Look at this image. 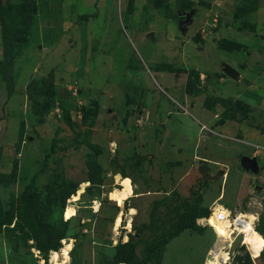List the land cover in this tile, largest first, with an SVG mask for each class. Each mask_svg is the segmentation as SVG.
<instances>
[{"label":"rangeland","instance_id":"obj_1","mask_svg":"<svg viewBox=\"0 0 264 264\" xmlns=\"http://www.w3.org/2000/svg\"><path fill=\"white\" fill-rule=\"evenodd\" d=\"M219 207L264 264V0H0V264H217Z\"/></svg>","mask_w":264,"mask_h":264},{"label":"bare ground","instance_id":"obj_2","mask_svg":"<svg viewBox=\"0 0 264 264\" xmlns=\"http://www.w3.org/2000/svg\"><path fill=\"white\" fill-rule=\"evenodd\" d=\"M96 208L99 209L98 204L96 205ZM240 214L245 215L244 218H248V222L243 227L241 234L243 237V241L246 242L247 250L251 252L252 249H257L260 247L259 246L261 244V241L259 238L260 235L259 236L255 235L254 234L255 230L251 226V223L255 219L253 214H250V213H240ZM119 216L122 217V214H120ZM207 225L209 226L210 223ZM215 226L220 230V233L218 234L216 241L213 243V247L210 249V253L214 255V257L217 258V264H227L225 249H226V244L228 243V240H227L228 234L222 229L220 225L215 224ZM117 230L118 228L115 229L114 234ZM71 249H72V242L65 241L63 246L60 248L61 260L58 264H68L69 263V257L67 256V253Z\"/></svg>","mask_w":264,"mask_h":264},{"label":"built area","instance_id":"obj_3","mask_svg":"<svg viewBox=\"0 0 264 264\" xmlns=\"http://www.w3.org/2000/svg\"><path fill=\"white\" fill-rule=\"evenodd\" d=\"M244 216L245 215L240 213H234L228 209L219 207L217 209H211L209 215L204 218V220L208 221L210 219L214 224L220 225L222 227V229L228 234L227 245L230 247L238 237L241 238L240 245H242L243 237L241 231L248 222V218H244ZM255 220L256 218L251 223V226L254 230Z\"/></svg>","mask_w":264,"mask_h":264},{"label":"water","instance_id":"obj_4","mask_svg":"<svg viewBox=\"0 0 264 264\" xmlns=\"http://www.w3.org/2000/svg\"><path fill=\"white\" fill-rule=\"evenodd\" d=\"M191 15L192 12H189L188 14H179L177 18V28L178 30L183 33L185 30V26L190 23L191 21ZM146 37L150 40H152V34L148 33ZM221 71L223 74L228 76L229 78L235 80L238 77V73L231 68L230 66L226 64H222ZM60 94L62 96L65 95L64 90H60ZM239 167L245 171L250 172L251 174H256L258 172V165L255 158H248L246 156H239L238 157Z\"/></svg>","mask_w":264,"mask_h":264},{"label":"crops","instance_id":"obj_5","mask_svg":"<svg viewBox=\"0 0 264 264\" xmlns=\"http://www.w3.org/2000/svg\"><path fill=\"white\" fill-rule=\"evenodd\" d=\"M151 33V32H150ZM152 34V33H151ZM147 35V34H146ZM145 35V36H146ZM152 39H153V34H152ZM183 47V55L184 56H189V54H188V45L187 44H184V46H182ZM207 53V52H206ZM206 56V55H205ZM204 61V60H203ZM200 63H202V61L200 62ZM131 79H134V81H135V83L137 84V85H139L140 86V88H141V90H142V92H143V95H142V100H141V102L143 103V104H146L147 106L148 105H154L153 106V108H155L156 106H159L160 105V107H162V108H164V109H166L165 107H166V105H165V103L163 102V100L160 98V96H159V93L154 89V90H150V89H147V88H145L140 82H139V80L138 79H136V78H132L131 77ZM161 79V78H160ZM163 79L164 78H162L161 79V82L164 84V85H166V83H165V81H163ZM133 81V80H132ZM19 88V87H18ZM16 90V89H15ZM154 109H153V113H154ZM174 113H177V112H174ZM197 115H199L200 116V118H204L205 116H206V113H204V112H200L199 114H196V116ZM166 120V119H165ZM166 122L167 123H169V121H167L166 120ZM195 158H197L196 156H195Z\"/></svg>","mask_w":264,"mask_h":264},{"label":"trees","instance_id":"obj_6","mask_svg":"<svg viewBox=\"0 0 264 264\" xmlns=\"http://www.w3.org/2000/svg\"><path fill=\"white\" fill-rule=\"evenodd\" d=\"M76 193V191H75ZM73 192L70 193L71 196H74ZM70 196V197H71ZM69 197V198H70ZM64 208V207H63ZM63 219V218H62ZM70 220V219H69ZM68 220H63V221H60L62 224H66ZM203 221V220H202ZM203 223V222H202ZM257 231V232H256ZM255 235L259 236L260 233L258 232L256 226H255V232H254ZM259 234V235H258ZM261 236V235H260ZM67 237H64V236H57L56 238H53V245L50 246V244H47V248H46V251H50V250H53L52 252H50V257H49V263L50 264H58L60 262V259L56 256L52 261H51V258L52 256H54L56 253V250L58 251L60 248H61V245H60V242L64 239H66ZM263 240V239H262ZM50 241V240H49ZM263 244H264V241H263ZM37 250H40V248H37ZM41 262H46V257L43 256L41 257ZM51 261V262H50ZM117 264H124L122 261H119V260H116Z\"/></svg>","mask_w":264,"mask_h":264}]
</instances>
